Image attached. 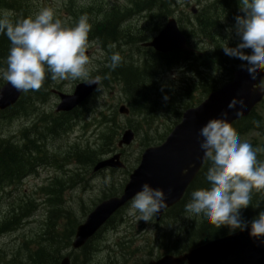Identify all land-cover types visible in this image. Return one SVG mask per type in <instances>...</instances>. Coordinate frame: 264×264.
<instances>
[{
  "label": "clouds",
  "instance_id": "clouds-1",
  "mask_svg": "<svg viewBox=\"0 0 264 264\" xmlns=\"http://www.w3.org/2000/svg\"><path fill=\"white\" fill-rule=\"evenodd\" d=\"M240 5L244 15L237 16L234 25L239 43L236 47L227 44L223 51L241 62L247 83L264 95V78L259 84L255 82L257 74L264 72V0H240ZM89 21L84 14L69 26L50 8L15 22L7 15L0 17V35H5L11 45L0 78L20 92L38 91L46 78L79 80L88 86L97 85L100 91L101 77L93 78L88 67ZM110 61L107 66L115 71L122 57L116 52ZM198 137L202 138L203 159L211 165L206 171L207 187L191 193L185 212L202 215L217 229L227 227L229 234L250 228V237L264 244V211L250 222L242 217V210L251 205L253 191H264V162L225 118L209 120ZM167 207L164 190L146 182L132 198L128 214H139L138 221L149 222Z\"/></svg>",
  "mask_w": 264,
  "mask_h": 264
},
{
  "label": "rangeland",
  "instance_id": "rangeland-1",
  "mask_svg": "<svg viewBox=\"0 0 264 264\" xmlns=\"http://www.w3.org/2000/svg\"><path fill=\"white\" fill-rule=\"evenodd\" d=\"M121 1V0H119ZM134 0L130 1V5L123 9L122 11H119L118 8L113 7L108 14L113 15L115 12L118 13L120 16L119 26H121V29L123 31H126L129 35H132L134 37H143L146 38L152 37V29L157 28V23H160V19L157 20L155 17L154 12L147 13L143 12L141 14L138 9H132V3ZM168 3H170V11L172 14H174L175 17L181 22L182 28L186 33L190 34L191 43L193 48H199L201 50H209L212 43L209 42L205 37L201 36L198 30V22L195 19V15H189L187 11L189 10V7L196 6L198 9V12L201 10H207L208 12L209 7L216 2V0H165ZM17 10H11L10 12H6L4 15H7L12 21L18 16L17 12L25 13L26 17L34 16L36 13L40 11L41 6L48 5L50 7L44 6L45 8L52 9L56 16H59L60 9L64 5L66 6L69 15H70V22H65L67 25L71 26L74 25V23L78 20V18L81 16L80 13L77 11V9H83L84 14L85 12H89L91 16L94 17L95 21H103L106 16H109L106 12H104V7H102L101 2H94L91 4H87L83 2L82 0H15ZM110 3L116 2V0H108ZM114 6L116 4H113ZM37 6V7H36ZM100 6V13H96L98 7ZM237 10H236V17L237 16H243L244 13L241 11L242 5H240V0L238 1V4H236ZM241 6V7H240ZM169 8V7H168ZM127 10V12H125ZM198 14V13H197ZM111 18L115 19L113 16H110ZM228 18V16H223L221 20V27L218 28V32L220 36H217L219 38H222V40L225 42V44H229V39L227 38L229 35L235 33L234 25H235V18ZM116 20V19H115ZM195 25V27H194ZM92 29L96 30V26L94 25ZM132 39H121L118 42V45L114 48L111 46L104 45L105 47H100L97 45L96 42L89 43V49L86 54L89 55L91 63L89 64V70L93 75L99 76L100 71L102 72V69L110 64V57L113 53L118 52L121 56L124 57H131L130 61H127V64H133L135 62V59L137 57L138 59L142 54L141 51L138 50L137 46H135L133 43L129 44ZM96 47L100 48L103 53ZM220 51H217L218 54ZM133 54L135 56H133ZM135 57V58H134ZM184 64L178 65L179 68H183ZM7 65L4 63H0V69H6ZM175 67V66H174ZM165 69L161 71L157 75L158 83H168L166 82V78L163 75V72H167L170 69ZM187 68H185L186 70ZM108 71V70H107ZM219 71V68L217 67L216 72ZM109 72V71H108ZM159 72V71H158ZM196 73H193L192 76L185 75L186 77H194ZM183 78V79H184ZM1 79V78H0ZM182 79V80H183ZM181 80V81H182ZM79 82V80L73 81V80H52L51 79V85L53 88L60 87L61 91L66 92L70 90V88L73 86L74 83ZM193 92V91H192ZM98 94H101L103 99L100 100L101 97L97 98V96L93 99H91L88 103H86L83 107L90 104L86 110L84 111V118L86 120V123L82 125V132L86 135L84 141H78L76 144L68 148V152L74 153L70 156H72L70 159L74 161V163L78 166L79 171L74 174H66L64 172H61L60 175L56 178V186L57 185H65L66 188H77L71 192L68 193V195L65 196L66 199V205L72 206V209H64L63 205L60 202V206L54 207L53 209H57L58 211H70L72 214H75L76 216H79L80 218L83 215L84 210H87L89 206L93 203V201H97L99 198H101V192L100 186L104 183V179L106 180L107 185L110 184L111 178L109 176V172H103L101 175L96 176L95 174L89 173L90 165L81 164L78 160L75 158V153L78 151H81L85 146H88L92 143H95L96 145L100 144L103 141L104 136L110 135V128H112L115 131V135L113 136V140L116 139V137L119 135L122 128L130 124L133 119L127 120V118H119L118 123L120 125L119 129H117L113 124L109 123V114L112 113L113 109L112 107L117 104V107L121 103H126L125 99L119 93L118 91V84L115 81H109L108 87L103 88L101 91H99ZM184 99H191V96H182ZM40 102L39 104H34L30 107V105H27L26 108L31 109L30 114L26 115L25 117L21 119H15L11 122H2V130L4 134L8 137H11L13 142L16 143H23L30 140H40L41 143H43L45 146L43 148V152L45 153V158H43V164H45L52 156H53V147L54 145H57L58 148L63 152L67 153V145H68V139L69 141L77 140L78 133H73L71 135L69 134H62L59 139L57 138H44L40 137L39 134L44 132L46 121L54 118L53 109L57 103L55 101V98L51 96L48 99V94L42 95L39 97ZM181 98V97H180ZM128 105V104H127ZM141 105L138 104V108ZM149 112L144 114L145 119L148 123L154 122V125H151L153 128V131H157L156 129H159L160 126L157 125L160 122L159 119V110L155 107L153 108L150 106ZM109 110V111H108ZM111 110V111H110ZM150 120V121H148ZM20 121H29L30 125L27 129H17L18 123ZM80 132V130L78 131ZM148 133V131H147ZM150 135L146 136V138H149ZM82 142V143H81ZM94 147V148H95ZM141 148L138 145L137 142H134L128 149L127 153L129 154L127 158H125V163L127 169L134 168L138 161L140 156ZM83 151H81L82 153ZM55 157L51 159V165L55 168L60 167L61 165H64L68 162L69 157ZM138 158V161L136 159ZM50 176L49 171H42L38 176L35 177H29L27 178L24 183L21 186V190H27V194L29 196H33L35 198H38V189L33 190L37 186H40L44 184L48 177ZM126 178V175L119 171L114 175V182L115 185H122ZM94 180V181H92ZM91 182L92 187L90 188L89 182ZM101 181V182H100ZM111 183V184H112ZM98 185V186H97ZM79 187V188H78ZM87 189V190H86ZM86 190V191H84ZM81 199V200H79ZM41 200H39L40 202ZM82 202V203H81ZM65 205V204H64ZM10 207L5 205H0V214L3 213L4 209H9ZM130 205L128 206V210L126 211L129 213ZM32 210H36L35 207L31 208ZM27 211L28 209H25L24 206L21 208L16 209L15 211ZM37 212L33 216L35 220L40 219V216L42 214V211H44L43 207H39V209L36 210ZM24 213H22L23 215ZM9 216L10 213H7ZM21 216V215H20ZM125 218H130L132 222L134 223L133 228L130 226H124L121 225L117 230H108L103 236V242H109L110 249L106 250V254H109L111 251V247L114 245V241L117 239V237L125 235V234H132V229L137 230L138 228L142 227L139 231V237H137V234L134 236L136 237V240L138 242H144L147 238H153L155 237L154 231L151 229L152 225L150 222L142 223L138 221L139 214L136 216H131L129 214L124 215ZM32 218V219H34ZM75 218V217H74ZM31 219V218H30ZM76 219V218H75ZM130 220V221H131ZM17 221V220H16ZM16 221H8L7 223H2V219H0V230H2V233H6L4 237L0 239V251L1 256L3 259V262L1 264H22L20 262H23L22 260L25 257L19 258L15 257L12 254V250L17 246L19 240L23 238V235L28 233V228L31 225H34V223H28L23 228H18L17 230L13 232H9L16 223ZM38 223V222H37ZM9 230V231H8ZM43 237V236H42ZM165 242H168L167 239H165ZM155 244H152V247L154 248V255H157L159 252L156 249ZM91 251L88 254L86 258H84L79 253H76L74 257H72V264H92L91 256L96 250V246L91 244ZM119 251V258L118 261H122V259L126 256L124 253ZM103 257V253H97L96 260L97 262L101 260Z\"/></svg>",
  "mask_w": 264,
  "mask_h": 264
},
{
  "label": "trees",
  "instance_id": "trees-1",
  "mask_svg": "<svg viewBox=\"0 0 264 264\" xmlns=\"http://www.w3.org/2000/svg\"><path fill=\"white\" fill-rule=\"evenodd\" d=\"M153 0H137L136 5L141 6L147 5ZM239 0H217L214 2L207 10H201L198 16L195 17L198 22V30L201 36L205 37L209 42L212 43L209 50H201L199 53H188V52H177L174 55L162 56L158 54H153L150 57H145L141 60V66H134L133 64H127V61L131 59L128 57H122L121 64L115 71H112L109 67L101 72L104 78L111 77L113 80H120L124 86V92L127 96V100L131 106V113L141 114L140 117H144V114L149 112V107L162 109L166 108L169 114L178 118L183 111L188 109L197 103L202 97L206 96L208 93L214 91L220 84L222 79L214 75L216 73L217 67L224 71L223 74L231 78L233 71L241 65V62L235 58H230L225 55L223 48L226 46L225 42L218 32V28L221 27V20L223 16H228V18L236 17V10ZM8 6V0H0V10L3 7ZM168 6V3L164 0L156 1L150 7L152 10L155 8L161 10L163 14ZM150 9V8H149ZM5 10H11L6 8ZM80 10V11H79ZM81 14L84 15L83 9H77ZM113 16V15H112ZM115 19L105 17L102 22H95L90 20L91 24H95L96 30L92 29L89 33V40L96 39V41L105 44L109 40V44H115L116 40L119 38L118 26L119 17L113 16ZM189 35V34H188ZM231 44H235L233 39H230ZM10 41L5 35H0V63H6V57L10 49ZM229 47L232 45L228 44ZM217 51H220L218 54ZM172 57H184L185 62L190 63L196 61V65L193 62L194 73L196 75L192 79L181 81L180 79L174 81H167L168 85L166 88H159L156 86L154 76H156V70L159 66H164L169 64L170 58ZM199 69V70H198ZM109 72H108V71ZM46 80V79H45ZM103 81V80H102ZM104 83V81H103ZM45 83L38 90L44 95ZM163 89V90H162ZM193 91V92H192ZM191 96V99H184L182 96ZM198 95L201 96L198 99ZM164 96H167V101L164 100ZM181 97V98H180ZM138 104L141 106L138 108ZM19 105L8 109L4 113H0V122L7 119H12L20 114L18 108ZM70 115L61 114L59 116V123H56L58 127H64L69 121L67 118ZM66 121H65V120ZM172 120V119H171ZM150 121V120H148ZM259 117L256 114H252L246 119H243L235 124V127L241 132L245 133L250 129L259 127ZM0 125V176L3 173H10L15 170L16 167L23 161L27 165H38L41 160L45 158V153L43 152L44 146L42 143L36 140H30L23 143L13 142L12 138L5 137ZM52 130V129H51ZM169 130V127H164L163 134ZM161 135V134H158ZM109 142V136L106 137ZM155 139L143 138V144L147 145L153 142ZM113 143V142H112ZM105 145V144H104ZM112 145V144H111ZM110 145V146H111ZM109 149V148H107ZM103 149L95 150V148H85L83 152H76V160L81 164L91 165L97 161L100 157ZM98 157H97V155ZM259 161V155H257ZM211 162L207 161L203 172L195 181V183L190 187L183 199L182 203L171 211H182L185 205L191 200V193L197 189L206 188V171L210 167ZM23 167H26L24 164ZM259 204V207L256 205ZM252 205V206H251ZM251 205L242 211H264V191H253ZM52 206L59 207V199H55ZM11 215V214H10ZM9 215V216H10ZM11 230V229H9ZM8 230V231H9ZM71 229V231H73ZM189 236L197 235V240L204 239L210 233H213L217 228L211 224H200L192 227ZM2 230H0L1 232ZM4 234H0L3 236ZM42 241L46 246L41 247L37 253L33 255H26L25 258L20 262L22 264H53L55 259H61L66 252L62 251V246L55 241L54 237L48 232H45ZM91 244H86L79 252L84 258L88 256L91 251ZM76 254V253H75ZM75 254H69L70 257H74ZM3 262L1 251H0V262Z\"/></svg>",
  "mask_w": 264,
  "mask_h": 264
},
{
  "label": "water",
  "instance_id": "water-1",
  "mask_svg": "<svg viewBox=\"0 0 264 264\" xmlns=\"http://www.w3.org/2000/svg\"><path fill=\"white\" fill-rule=\"evenodd\" d=\"M172 28L173 24L170 23L154 41L157 49L169 51L175 46L182 45L184 42L183 37L176 29ZM249 87L246 74H236L232 83L219 92L212 94L197 109L185 112L182 122L171 132L165 144L158 148L146 150L140 167L130 176V181L126 185L123 195L101 205L92 216L103 212V207L113 208V211L121 206L140 191L143 183L146 182L154 188L164 190L167 205L173 203L172 199L178 192L180 196L190 180L189 175L180 174L176 176L178 169L187 167L190 164L188 159L194 160V170L202 163L203 153L201 154V152L203 151L197 149L199 128L206 125L209 120L216 119V115L221 110L225 113V107L235 99H239L240 96H248L247 103H249L252 98ZM87 91V85L81 86L74 96L63 97L60 108L73 107L85 97L84 93ZM241 102L243 105V101ZM217 119H220V116ZM124 142L128 143L129 139L125 137ZM107 165L119 166V164H114L113 159H111L101 163L98 167ZM108 216L109 213H105V218ZM90 222L91 219L78 228L76 246L82 244L101 223L92 224ZM245 237L246 235H237L228 239L210 242L203 248L193 251L190 258L204 257V264H264L263 261L259 260L264 257V244H256V240H247Z\"/></svg>",
  "mask_w": 264,
  "mask_h": 264
},
{
  "label": "bare ground",
  "instance_id": "bare-ground-1",
  "mask_svg": "<svg viewBox=\"0 0 264 264\" xmlns=\"http://www.w3.org/2000/svg\"><path fill=\"white\" fill-rule=\"evenodd\" d=\"M156 1H160V0H153L152 2H150V3H148L147 5H143V6H141L140 4L138 5H136V3H137V0H134L133 1V3L131 4L132 5V9H138V11L141 13V14H143V12H147V13H152V12H154V13H156L155 14V17H156V19L157 20H159L160 19V23H157V28L156 29H152V32H156L157 30H158V28H159V25L168 17V16H170V15H173L174 16V14H172L171 13V9H170V3H168L167 1V3H168V6H167V8H166V10H165V12L163 13V14H161V10L160 9H157V8H155L154 10H152V8L150 7L153 3H155ZM165 1V0H164ZM13 6H16V2H15V0H8V6H6V7H3L1 10H0V17H2V15L3 14H5L6 12H10L11 10H17V7H13ZM169 7V8H168ZM6 8H9V9H11V10H5ZM150 8V9H149ZM80 11V10H79ZM78 11V12H79ZM125 12H127V10L125 11ZM18 13V16L13 20V22H15V21H17V20H20V19H23V18H27L26 16H25V13H20V12H17ZM80 13V12H79ZM86 13V15H88L89 16V18H90V20H92V21H95V19H94V17L93 16H91V14L89 13V12H85ZM200 12H198V14H199ZM198 14H196L195 15V17L196 16H198ZM80 15H83V14H81L80 13ZM113 16H120L118 13H114L113 14ZM106 17H109V16H106ZM177 18V17H176ZM120 20H122V18L121 19H119V21ZM118 21V22H119ZM95 22H102V21H95ZM118 26H119V23H118ZM120 28H118V30H119V38L116 40V42H115V44H109V40H107V42L105 43V44H102V43H100V42H98V41H96V39H91V40H89V43H93V42H96L97 43V45H99L100 47H105L104 45H107V46H111L112 48H114V47H116L117 45H118V42H119V40H121V39H123V38H125V39H132L131 40V42L129 43V44H131V43H133L135 46H137V48H138V50L139 51H141L142 53H145V54H142L141 56H140V58L138 59V61L139 62H137V57H136V59H135V65L134 66H136V67H138V65H140L141 66V60H143L145 57H150V56H152L153 54H157V53H152V52H150V51H148L147 50V46H148V44H149V41L151 40V37H149V38H146L145 36H143V37H134V36H132V35H129L126 31H123L122 29H121V26H119ZM194 27H195V25H194ZM196 28V27H195ZM153 33V34H154ZM182 33L185 35V36H187L188 37V39H189V41H190V43H191V38H190V34L189 33H186L185 31H184V29L182 28ZM152 34V35H153ZM189 34V35H188ZM192 44V43H191ZM201 51V49H199V48H193L192 47V53L194 54V53H199ZM158 55H160V54H158ZM133 56H135L134 54H133ZM162 56H164V55H162ZM121 57H124V56H121ZM130 59H133V58H131V57H129ZM135 58V57H134ZM1 63H4L5 65H6V63L5 62H1ZM169 64H165L164 66H159V68L156 70V76H154V81H155V84H156V86H158L159 88H166L167 86L166 85H168V83H165V84H162V83H158V79H157V75L161 72V71H163V70H165V69H169V68H171V67H174V66H178V65H181V64H184V65H186V64H188L187 62H185V60H184V57H172V58H170V62H168ZM108 68V67H107ZM106 69V67L104 68V69H102V71H104ZM199 70V69H198ZM159 71V72H158ZM95 76H97V75H93V78L95 77ZM99 76L101 77V84H100V91L103 89V88H107L108 87V82L109 81H115L117 84H118V91H119V93H121V95L123 96V98L125 99V101H126V103H121V104H119L118 105V107H117V104L115 105V106H113L112 107V109H113V111H112V113L111 114H109V123H111V124H113L117 129H119V127H120V125H119V123H118V119L119 118H127V120H130V119H133V117H135V118H137V117H140L141 116V114H137L136 112H134V114H132L131 113V106H130V104H129V102H128V100H127V96H126V94H125V92H124V86H123V83L120 81V80H113L110 76L109 77H107V78H104L102 75H101V71H100V73H99ZM194 78V77H193ZM188 79H192V77H187V79H183V81H185V80H188ZM104 81V83H103V81ZM45 89H44V95H46V94H48V92H49V90L50 89H54L53 88V86L51 85V79L50 78H46V80H45ZM98 87V86H97ZM98 93H99V91H97ZM43 94L42 93H40L39 91H28V92H24V94H23V96L20 98V100L13 106V107H15L16 105H19V104H21L20 106H18V108H19V110H20V114L19 115H17V116H15L14 118H10V119H7V120H3V121H1L0 122V125H1V123L2 122H11V121H13V120H15V119H21V118H23V117H25L26 115H28V114H30V111H31V109H28V108H26V106L27 105H30V107L32 106V105H34V104H39V102H40V96H42ZM96 96H94V97H92V98H90V99H88V100H86L84 103H82V105L78 108V109H76L75 111H72V112H69V113H65V112H62V111H59L58 109H57V105H58V102L56 103V105H55V107H54V109H53V114H54V118H52V119H50V120H47L46 121V126H45V129H44V132L43 133H41V134H39V136L42 138V137H44V138H48V137H50V138H57V139H59L60 138V136L62 135V134H66L65 132H64V127H58L57 125H56V123H59L60 121H59V116L61 115V114H66V115H70V116H68L67 118L69 119V121L70 120H85V118H84V111L86 110V108L90 105V104H88L87 106H85V107H83L86 103H88L91 99H93V98H95ZM128 104V105H127ZM12 107V108H13ZM119 107H122L123 109H124V112H123V114H121L120 112H119ZM11 109V108H10ZM109 111V110H108ZM111 111V110H110ZM65 120V119H64ZM126 120V119H125ZM66 121V120H65ZM152 123V125H154L155 123L152 121L151 122ZM148 128L151 130V131H153V128L151 127V126H148ZM1 129H2V127H1ZM52 129V130H51ZM110 130V135L108 134V135H106V136H104V138H103V141L100 143V144H98V145H96V147H95V150H101V149H107V148H109L110 147V145L112 144V142L114 141L113 140V136L116 134L115 133V131L112 129V128H110L109 129ZM3 131V130H2ZM3 134H4V132H3ZM148 135H150V131H148V133L146 132L145 133V137L146 136H148ZM4 136L5 137H8V136H6L5 134H4ZM48 136V137H47ZM109 136V142H111V144L110 145H107L108 144V140L106 139V137H108ZM8 138H11V137H8ZM37 141H39V140H37ZM40 142H41V139H40ZM105 144V145H104ZM42 145L43 146H45L43 143H42ZM85 148H87V146H85L83 149H85ZM83 149L81 150V151H83ZM81 151H78V152H81ZM77 152V153H78ZM76 153V154H77ZM76 154H75V158H78L77 156H76ZM96 154V153H95ZM97 155V154H96ZM97 157H98V155H97ZM43 159L41 160V162H40V164H43ZM90 166H92V164L90 165ZM200 224H207V221L204 219L201 223H199V224H195V223H193V224H190V225H188L183 231H182V234H183V236H189V234L191 233V228L192 227H195V226H197V225H200ZM7 233V232H6ZM6 233H4V235L6 234ZM4 235L3 236H0V239L2 238V237H4ZM86 245H84V246H82L79 250H78V252L83 248V247H85ZM63 257H68V259H69V261H70V264H72V258L70 257V255L69 254H66V255H64ZM62 257V258H63ZM2 262V261H1ZM1 262H0V264H1Z\"/></svg>",
  "mask_w": 264,
  "mask_h": 264
},
{
  "label": "flooded vegetation",
  "instance_id": "flooded-vegetation-1",
  "mask_svg": "<svg viewBox=\"0 0 264 264\" xmlns=\"http://www.w3.org/2000/svg\"><path fill=\"white\" fill-rule=\"evenodd\" d=\"M252 212H254V211H242V217H244V216H250V213H252ZM250 219H252V218L251 217L250 218H244L245 221H248ZM207 224H209V223L207 222Z\"/></svg>",
  "mask_w": 264,
  "mask_h": 264
}]
</instances>
